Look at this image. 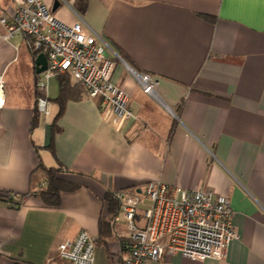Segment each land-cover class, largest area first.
<instances>
[{"label": "crops", "instance_id": "obj_1", "mask_svg": "<svg viewBox=\"0 0 264 264\" xmlns=\"http://www.w3.org/2000/svg\"><path fill=\"white\" fill-rule=\"evenodd\" d=\"M42 1L52 9L56 0ZM63 1L55 18L80 19L109 58L121 59L111 82L135 118L113 126L101 100L84 94L65 103L51 135L57 77L44 90L29 39H0V193L17 200L44 189L40 165L78 186L61 193L57 209L34 196L18 208L0 200V264H67L57 247L81 230L94 240V264H123L127 230L114 221L119 212L108 214L105 195L156 182L225 196L239 238L222 260L174 255L148 264H264V0H87L80 14L74 0ZM13 10L14 0H0V17ZM127 66L152 76L159 99L142 92ZM40 92L46 113L32 126ZM137 218L142 225L141 211Z\"/></svg>", "mask_w": 264, "mask_h": 264}, {"label": "built area", "instance_id": "obj_2", "mask_svg": "<svg viewBox=\"0 0 264 264\" xmlns=\"http://www.w3.org/2000/svg\"><path fill=\"white\" fill-rule=\"evenodd\" d=\"M0 27L3 42L22 35L29 39L32 53L46 57L47 70L39 75L44 90L50 78L68 75L73 84L83 87L87 98L101 100V110H109L114 116L113 126L135 118L128 95L111 82L115 62L121 59L109 58L112 52L108 45L80 19L65 25L42 0H14L13 14L0 17ZM128 71L144 94L159 99L152 76ZM4 86L1 72L0 109L6 105ZM46 108V98L39 97L37 113L45 114ZM46 185L43 182L40 188ZM114 197L119 205L114 221L121 218L127 230L123 264H148L174 255L198 262L222 260L229 243L239 238L229 200L209 190H170L166 184L156 182L145 185L139 193L117 192ZM139 211L142 225L138 223ZM94 251L93 238L81 230L73 240L57 247V257L67 264H94Z\"/></svg>", "mask_w": 264, "mask_h": 264}, {"label": "trees", "instance_id": "obj_3", "mask_svg": "<svg viewBox=\"0 0 264 264\" xmlns=\"http://www.w3.org/2000/svg\"><path fill=\"white\" fill-rule=\"evenodd\" d=\"M86 2L87 0H74V9L78 14L84 11L86 7ZM203 19H205L208 22L213 21V19L210 17H203ZM39 53H32L33 57L36 58L39 55ZM57 79L59 83V95L55 101L58 104L59 110L54 118L53 124L50 129L51 135H53L57 131V128L55 127V123L61 116L65 103L69 100H78L81 97H84L85 94L83 87L78 84H72L71 79L68 75H59L57 76ZM39 96L43 97V94L40 92ZM37 116L38 114L36 112V115L34 116L32 122V126L36 125ZM38 169H40L43 172L44 179L46 180L47 183L44 189H41L32 194L19 195L17 200L13 199V194L11 195L7 193H0V200L8 201L13 208H18L26 197L34 196L40 199L44 207L49 209H57L60 207L61 193L64 191L72 192L78 188L77 185L66 183L61 178L63 173L61 169L44 168L41 165L38 167ZM104 200L106 201L108 206L107 209L108 214L112 218H114L119 208L117 199L114 197V195L106 194Z\"/></svg>", "mask_w": 264, "mask_h": 264}, {"label": "water", "instance_id": "obj_4", "mask_svg": "<svg viewBox=\"0 0 264 264\" xmlns=\"http://www.w3.org/2000/svg\"><path fill=\"white\" fill-rule=\"evenodd\" d=\"M60 6V2L59 1H55L52 9H51V12L54 13L57 8ZM34 66H35V73L36 75H41L42 73H44L46 70H47V59L46 57L43 55V54H39L35 60H34ZM127 68L136 73L134 70H132L130 67L127 66ZM140 191H138L139 193Z\"/></svg>", "mask_w": 264, "mask_h": 264}]
</instances>
